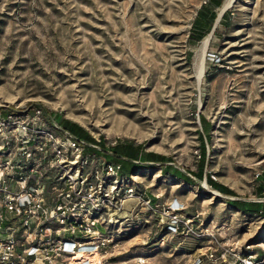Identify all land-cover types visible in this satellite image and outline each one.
I'll return each instance as SVG.
<instances>
[{
  "label": "rangeland",
  "instance_id": "obj_1",
  "mask_svg": "<svg viewBox=\"0 0 264 264\" xmlns=\"http://www.w3.org/2000/svg\"><path fill=\"white\" fill-rule=\"evenodd\" d=\"M208 1L0 0V108H41L105 148L140 144L169 157L155 168L141 165L136 188L160 203H182L212 234L164 238L153 220L129 222L117 264L135 257L189 264L209 245L264 258V216L230 205L264 202L256 194L264 174V0H236L224 12L198 89L196 54L226 0L212 9L208 33L191 39ZM201 138L204 175L234 196L214 193L189 173ZM164 166L191 182L164 174Z\"/></svg>",
  "mask_w": 264,
  "mask_h": 264
},
{
  "label": "built area",
  "instance_id": "obj_2",
  "mask_svg": "<svg viewBox=\"0 0 264 264\" xmlns=\"http://www.w3.org/2000/svg\"><path fill=\"white\" fill-rule=\"evenodd\" d=\"M86 147L100 151L41 108L0 113V264H117L122 230L135 221L153 220L163 237L212 236L198 213L139 192L136 174ZM190 264H264V258L209 245Z\"/></svg>",
  "mask_w": 264,
  "mask_h": 264
},
{
  "label": "trees",
  "instance_id": "obj_3",
  "mask_svg": "<svg viewBox=\"0 0 264 264\" xmlns=\"http://www.w3.org/2000/svg\"><path fill=\"white\" fill-rule=\"evenodd\" d=\"M208 3L209 6H207L208 7L207 11L209 12L199 11L197 17L195 18L192 24L191 32H190L191 39L200 40L209 31V24H207V22L211 23V20L214 18V13L212 9L218 7L220 5V2L218 0H209ZM38 107L40 106L38 105ZM15 111H17V109L12 106L0 108V113L3 114H8L10 112H15ZM47 113L49 116H53L57 120L59 119L58 116L53 115L51 112H47ZM58 122L64 130L68 131L72 135L76 136L79 139L84 140L88 144L97 145V146L99 145L101 146L102 149L101 151H98L91 147H86L85 152L97 156L102 155L104 157H110L107 154V150L110 151L113 154V158H112L113 161L120 163L122 170L125 173H132L140 168H143V166H140L139 164H135L133 163V161L152 163V165H150L152 168H155L157 163L159 165H163L164 162H170L169 157H165L161 154H157L153 152H145L143 150V146L140 144L132 145V144L116 143L105 149V147L101 142L95 140L90 134H88L82 127H80L76 123L71 122L67 119H60ZM201 123L204 129H206L207 126L204 119L201 120ZM206 157H207V150L204 145L203 139L201 138V147L199 149V158L197 160L196 170L189 173L199 180H202L205 177L207 184L212 189L219 192L220 194L226 196H234L235 195L234 192L228 189L226 186L212 180L210 176L204 175V170L207 165ZM160 168L162 169V167ZM162 172L164 174H169L172 178H176L184 183L191 182V179L187 175L172 170L171 166H164ZM256 194L257 197L259 198L262 197V195H264V183H261V185L256 191ZM230 205L233 209L243 214H256V215L264 216V202H242V201L233 200L230 202Z\"/></svg>",
  "mask_w": 264,
  "mask_h": 264
},
{
  "label": "bare ground",
  "instance_id": "obj_4",
  "mask_svg": "<svg viewBox=\"0 0 264 264\" xmlns=\"http://www.w3.org/2000/svg\"><path fill=\"white\" fill-rule=\"evenodd\" d=\"M236 0H226L224 5L218 12V17L224 13L228 8L232 7ZM212 40V35L208 34L201 43V48L199 52L196 54L195 58V68H196V84L197 88L199 89L202 79L205 73V62H206V54L207 49L209 47L210 41ZM208 187V186H206ZM205 187V188H206ZM211 190V189H210ZM214 193H217L215 190H212ZM178 201L175 202L177 204Z\"/></svg>",
  "mask_w": 264,
  "mask_h": 264
},
{
  "label": "crops",
  "instance_id": "obj_5",
  "mask_svg": "<svg viewBox=\"0 0 264 264\" xmlns=\"http://www.w3.org/2000/svg\"><path fill=\"white\" fill-rule=\"evenodd\" d=\"M97 146V145H96ZM98 149L101 151L102 149H101V146H99L98 145ZM106 149V148H105ZM109 153V154H108ZM107 154H108V156H110V157H104V156H102V155H100V157H102L103 159H105V160H107V161H109V162H113V163H117V162H115V161H113V154L110 152V151H108L107 150ZM133 163H135V164H139L140 166L141 165H152V163H148V162H139V161H133ZM156 165H159L158 163L156 164ZM123 173L124 174H137V170L136 171H134V172H132V173H125L124 171H123ZM169 175V174H168ZM261 183H264V174H262L261 175ZM165 237H170V235H167V236H165ZM164 237V238H165ZM174 237V236H173ZM201 251V248H198L197 249V252L193 255V257H192V260L194 259V257L198 254V252H200ZM192 260H190V262H189V264L192 262Z\"/></svg>",
  "mask_w": 264,
  "mask_h": 264
},
{
  "label": "water",
  "instance_id": "obj_6",
  "mask_svg": "<svg viewBox=\"0 0 264 264\" xmlns=\"http://www.w3.org/2000/svg\"><path fill=\"white\" fill-rule=\"evenodd\" d=\"M223 14L224 13H222L219 17L217 16L216 17V19H215V21H214V24H213V26H212V28H211V31H210V35H212V33H213V31H214V29L216 28V26H217V24H218V22L220 21V19H221V17L223 16ZM203 180H204V184H206V178L204 177L203 178ZM217 192V191H216ZM219 193V192H218ZM220 194V193H219Z\"/></svg>",
  "mask_w": 264,
  "mask_h": 264
}]
</instances>
